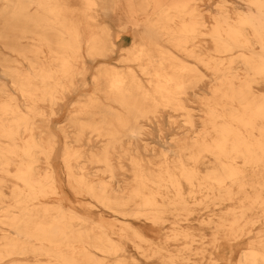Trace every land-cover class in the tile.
<instances>
[{"label": "bare ground", "instance_id": "1", "mask_svg": "<svg viewBox=\"0 0 264 264\" xmlns=\"http://www.w3.org/2000/svg\"><path fill=\"white\" fill-rule=\"evenodd\" d=\"M0 44L17 57L0 54L11 89L0 83V264H129L130 243L189 258L184 225L224 203V217L199 221L213 258L227 264L230 244L259 225L236 264H264V0H0ZM164 110L186 129L165 136ZM167 224L142 251L145 232Z\"/></svg>", "mask_w": 264, "mask_h": 264}, {"label": "rangeland", "instance_id": "2", "mask_svg": "<svg viewBox=\"0 0 264 264\" xmlns=\"http://www.w3.org/2000/svg\"><path fill=\"white\" fill-rule=\"evenodd\" d=\"M76 2V1H75ZM72 2V3H75ZM116 14V19L117 16L119 17L118 13ZM99 22L103 23V24H107L111 30L113 32L117 31L116 28V23L114 20L108 19V18H99ZM131 42V38L130 35L127 34L126 36H124V38L122 39V41H120L117 44V48L119 49L122 45L126 46ZM0 54H2L3 56H5L6 58H17L16 55H14L13 53L9 52L8 50L4 49L2 47V45L0 44ZM119 53L115 52L113 54H110L105 61L110 62V64L114 63V60L118 57ZM101 60H96L95 63H93L90 67L91 68H95L97 66V63H100ZM23 65V64H22ZM24 66V65H23ZM0 83L4 84L6 86V90H11L10 86L8 84V80L6 78H1L0 77ZM92 90V87L87 86V87H80L77 88L75 90V92L70 93L66 96L65 100H64V107L62 108L63 111V118L62 119H58V113L57 116H54L53 118H51V128L52 130H55V128L53 127L54 124L59 123L61 121H63L66 116L68 114H72L75 111L73 109H71L72 105H74V102L80 98V96L89 94ZM195 96L198 97L199 95H201L200 92H194ZM193 98V97H192ZM191 98V99H192ZM185 105L188 107V109H190L193 113L196 112V114L194 115H198V109H199V105L195 102V103H191V102H185ZM75 109V108H74ZM161 115H162V119H160V129H162V131H164V135L169 137L171 134L173 133H177V132H182L184 131L186 128L185 127H179V124L181 122V117L178 116V113H174L171 112L169 110H164L161 111ZM67 131H71L70 128L67 129ZM155 129L152 130V132L154 133ZM153 135V134H152ZM153 140H149L147 137L145 138V141L150 145V147H155L156 149L158 148L157 145H155L154 143H156L155 139L152 137H150ZM59 144L60 146H62V142L63 139L61 136H59ZM85 142V141H84ZM81 142V146L82 148H86L87 144ZM95 143H90L88 146H95ZM152 163L157 165L160 163L159 159H154L152 160ZM204 163H206L204 161ZM57 173L59 174V181H60V185H61V191L63 193V195L66 196L67 199H64V204L66 206H68V201H73L74 197L73 194L71 192V190L68 188L65 180H64V176H62V168H61V164L60 161L57 159L54 160L53 162ZM41 168L44 167L43 164L40 165ZM5 193H7V191H5ZM232 205L230 203H224L221 208H216V207H211L209 209H211L212 212H209L207 210H203L202 208H197V210L195 211V214L191 216V220L194 219V221H192L190 224H182L184 225V227H188V228H192L194 230L191 229V232L196 236L195 237V242L192 244L191 249H192V253L190 255L189 258H152L151 257V253L147 252V255L142 254L141 252H138L135 250V248L133 247V244L130 243L127 246L128 249V257L129 258H125V261H127L129 264H168L170 261H172V264H226L223 262H216V260L219 258L218 254L216 253V251H214V240H213V231L210 230L209 228H207V226L202 225L199 223V221L201 220H207V219H214L215 221L218 219V217L220 216L219 213L222 212L221 215H225V213H228V211L232 208ZM79 213H87V211L81 210L80 208H78L77 210ZM90 213V212H88ZM216 213L218 215H216ZM165 228L162 230H158L156 232V234L154 233H149V232H145V237L147 238L146 242H142L139 243V245L143 250H147L148 249H152L154 246L152 245H159L160 242L163 241L164 239V234H170V230L169 227L170 225H165ZM259 225H255L253 230L254 232L251 233L249 236L242 238L240 241L237 242H232L230 244V246L234 247L233 248V252L230 253L229 256V261L227 264H236L237 260H238V256L240 254V252L246 251L248 249V247L250 246V243L253 241V238L255 236V233L259 230ZM218 242V241H217ZM151 243V244H150ZM168 248L171 251H175L179 248L183 247V242H171L168 245ZM213 255V256H212ZM220 255V254H219ZM163 257L165 256V253L162 255ZM218 257V258H213V257Z\"/></svg>", "mask_w": 264, "mask_h": 264}]
</instances>
